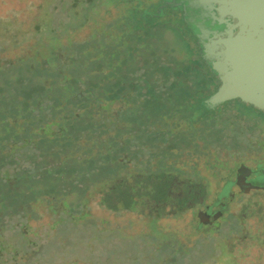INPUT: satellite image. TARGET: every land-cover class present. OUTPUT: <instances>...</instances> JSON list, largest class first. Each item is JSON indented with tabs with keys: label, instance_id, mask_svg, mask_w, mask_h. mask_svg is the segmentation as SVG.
<instances>
[{
	"label": "trees",
	"instance_id": "16d2710c",
	"mask_svg": "<svg viewBox=\"0 0 264 264\" xmlns=\"http://www.w3.org/2000/svg\"><path fill=\"white\" fill-rule=\"evenodd\" d=\"M134 1L67 0L61 23L51 21L46 34L40 32L42 20L38 16L33 19L30 29L34 51L9 61V96L0 98L1 121L9 108L7 133L0 134L3 149L9 144V153L0 156V210L9 207L13 233L26 223L25 218L37 217L39 207L60 213L57 228L61 240L50 242L55 254L46 260L75 257L86 264L105 261L107 252L111 264H126V257L132 263L144 264L141 259L151 252L149 246L154 248L151 254H159L147 220L156 228L161 216L176 218L190 211V234L197 235L200 241L188 238L192 244L183 255H188L187 264H210L223 251L218 243L226 251L230 249L217 235L206 234L207 226L222 227L223 219H217L228 211L233 195L244 191L232 193V183L238 175H231L228 191L207 203L205 184L198 178L201 172L192 165L185 173L178 162L185 145L195 150L198 140L207 150L209 145L217 152L231 148L228 130L221 137L217 133L220 125L215 124L219 118L215 106H205V99L213 91L210 87L215 90L219 80L196 42L164 19L168 11L183 23L179 9L160 7L163 0L155 5L149 1L138 8L133 6ZM110 6L116 9L114 14ZM125 8L130 13L126 18L122 14ZM85 27L91 29L80 36ZM126 29L135 34L145 29L146 35L143 38L133 34L136 42L132 47L126 42L129 34L123 36ZM172 33L174 36L169 37ZM156 38L169 49L167 60L161 61ZM24 59L26 64L18 69L15 65L20 66ZM107 115L120 120H107ZM175 146L178 152H172ZM141 150L149 152L142 161L137 158ZM214 163L205 162L208 168H218ZM109 166L111 174L106 176L104 171ZM235 167L236 172L249 169L243 162ZM192 175L198 177L194 179ZM220 199L224 204L215 217L200 221L199 216L211 212ZM93 200L117 213L147 215V232L121 237L119 226H102L98 216H86ZM201 205L203 209L199 210ZM240 215L239 211L237 222ZM234 229L219 230L224 239ZM167 233L174 235L170 230ZM116 237L118 241L113 240ZM138 237L146 239L139 241ZM131 240L135 243L130 247L122 246ZM77 242L91 259L69 250ZM115 246L121 247L124 260L121 256L117 261V253L112 251ZM160 246L170 249L167 254L174 251L167 243ZM194 249L198 252L192 255ZM95 250L100 254L95 255ZM138 250L140 255L135 256Z\"/></svg>",
	"mask_w": 264,
	"mask_h": 264
},
{
	"label": "rangeland",
	"instance_id": "374dc122",
	"mask_svg": "<svg viewBox=\"0 0 264 264\" xmlns=\"http://www.w3.org/2000/svg\"><path fill=\"white\" fill-rule=\"evenodd\" d=\"M149 1L152 2L153 5L158 3V0H135L133 2V6L143 8V6L146 5ZM66 4L67 0H0V98L5 96L3 98L7 99V96H9V61L16 59V57L27 56L34 51L35 40L33 37H31L32 33L30 29V25L33 22V19L38 16V18L42 20V29L40 32L46 34V26L51 21H62V14H64L62 11L65 10ZM110 7L111 13L114 14L116 9L113 6ZM122 11V14L125 15L124 18L128 16L127 14L130 15L127 8L123 9ZM190 12L188 18L183 21V23L180 21L178 16L170 12L168 13V11L164 19L170 21L169 23L172 24V26L177 29L182 35H185V37H189V39L191 38V41L196 42L197 39L194 36L191 28H193V25L196 24L198 17L195 14V11ZM147 21L148 20H146V22ZM90 29L91 27L83 28L81 30L80 36L88 33ZM109 32L111 33L113 31L110 30ZM137 33L138 34H135L130 29H126L123 31V36L129 34V41L126 39L125 40L126 42H129V45L132 47L133 43L136 42L135 39H132L134 36L133 34H135V36L137 37L143 38L146 35L145 29H141L137 31ZM104 35L105 34L102 33L103 39L105 38ZM173 36V33L169 35V37ZM155 41L159 48L158 51H160L161 53V61L167 60L166 57L170 53L169 49L167 48V46H161L160 39L156 38ZM169 43L170 42L168 41V47L170 45ZM171 44L172 47H174L176 42L173 40ZM100 55L101 54H99V56ZM32 58L34 57L32 56ZM30 61L32 62L34 61V59H30ZM26 62L27 59H24L20 66H15L19 67L18 69H20V67H23ZM102 65V69L106 70L107 67H105L104 64ZM12 71L13 70L11 69L10 72ZM218 85L219 83H217L216 88L218 87ZM110 87L115 86L109 85V88ZM212 88L210 87L211 91L213 90L212 92H214L216 88L215 90L214 88ZM161 90H163V87H161ZM215 108L216 109L214 110L217 111L219 117L216 119L215 124L220 125L217 133L219 134V137H221L224 130H228V143L231 148H221L217 152L213 150V148L209 145V150H207L203 141L198 140V146L194 147L195 150L191 151L189 150V147L185 145V147L182 149V153L180 154L181 156L179 157L180 159L178 162V166L186 171L185 173L190 170L189 166L192 165H196L197 169L201 172L202 176L198 177L192 175V177H195L194 179L198 177L204 182V193L207 203H211L216 195L225 194L228 191L227 183L229 177L232 175L233 178L234 176L241 173V171H235L236 168H238L235 167V165L240 162H243L247 167H249L251 174L250 182L254 184L264 185V111L259 110L251 104L245 103L237 98L224 101L216 105ZM2 116H4V119L3 121L0 120V134L5 132L7 133V127L9 125V108H7L5 114ZM110 118L111 120H120V118H112L111 116L109 117L107 115V120H110ZM189 127L190 126L188 125L186 131H188ZM158 131H160V129H158ZM251 144L252 146H250ZM199 146H201V149L199 148ZM1 147L2 146L0 144V156L9 153V144H7L4 149L3 147ZM178 149L179 148L175 146L171 150L172 152H178ZM196 150L199 152H197ZM148 156L149 152L147 150H141L137 152V158H139L141 161L146 159ZM206 160L215 162L214 167L218 168H208L205 164ZM108 163H111V161ZM111 168L112 167L109 166L107 167L106 171H104L106 176H109L111 174ZM232 189H235V185H232ZM233 196L234 198H232V200L230 201L231 203L229 205L228 211L217 219V221L223 219V221H221L222 227L218 228L219 226H215L214 224L209 225L207 226L209 231L205 232L209 235H217L216 237L218 238V240H222L230 250L226 251V249L222 248V246L218 243V247L223 251L221 252V254H219V256H217L215 261L211 260L209 261V263L264 264V190L252 188L247 191L237 193ZM95 203V200L91 201L90 211L97 216L104 217L107 220V225L109 227L112 228L116 225L119 226L120 234L136 236V234L143 233L144 231L147 232V228L148 231L151 230L150 235L152 238H154L153 242L157 246V252L159 254L156 255V252L151 254L154 248L152 246L150 248V246L148 245L150 241L148 240L146 245L149 246L148 248L151 252L149 253V255H147V257L145 256V253L143 258L141 259V262L144 264H153L151 263V256L153 259H156V263L154 262V264H187L188 255H185L184 257L183 254L186 253L185 248L190 247L192 244L191 242H189L188 238H191L196 242L197 240L200 241V238H197V235L190 234L192 231L190 228V211H186L181 215V217L176 218L161 216L157 221L156 228L154 227L153 222L147 220L148 222L146 228L145 221L147 219V215H142L140 212L134 211L117 213L115 211L102 208ZM198 209L202 210V205L199 206ZM239 211L242 212V215H240V222H237L236 216ZM38 212L41 216L39 215V217H33L29 220V224L33 228L31 229L32 231H30L29 234L33 235V231L35 230L36 236L33 237V239H35L38 244H41L44 240V227H42V225H44L45 222L49 219L50 214L42 207L38 208ZM225 218L226 220H224ZM129 220L131 222L128 225ZM230 227L231 229L235 227L234 232L231 233V236L223 239L224 236L222 235L223 233H220V230L223 229L222 231H227ZM112 230L113 229H111V231ZM168 230L173 231L174 235H169L167 233ZM8 233L9 213L6 210L3 213H0V238H5ZM188 235L190 237H188ZM176 237L182 245L176 241ZM143 238L145 237H138L137 240L141 241V239ZM7 239L9 241V234ZM113 240L118 241V237L114 238ZM208 241V243L210 244L212 241L211 237ZM133 243H135L134 240L125 241L123 242L122 246L125 245V248L130 247ZM161 243H167V246L169 247L170 245L171 249L173 247L174 251H171L169 252V254H167V251H170V249L168 248L166 251V248L160 246ZM80 244L79 242H77V244H74L69 250L75 252L77 255L84 256L86 259H91V256H88L87 253H83L82 249L84 247H82ZM3 245L6 246V243L4 242ZM143 245L144 244H142L141 248L142 251H144ZM140 247L141 245L137 246V249ZM193 248L194 247H192V249ZM120 249V246H115L112 250L113 252L117 253V261L121 260L122 249L121 252ZM44 250L47 251L41 255L42 259H44V255L47 258L55 254L52 246L50 245H45ZM163 250L164 252L162 253ZM135 252V256L140 255V250ZM197 252L198 251L194 249L192 255H195ZM94 253L95 255L100 254L97 250H95ZM178 254L179 256H181V258L177 256ZM105 255V261L100 260V262H98L99 264H111V262L108 261L109 256L111 255L108 254V252ZM167 255L168 259L166 260ZM149 257L150 261L148 260ZM63 259L64 258L62 257H56L49 262H51V264H66L65 262L67 260H74L75 257H66V261ZM177 259L179 260L177 261ZM5 260L6 257H0V262H2V264H9V262ZM126 260L127 262H129V264H139L136 262L132 263L131 259H129L128 257H126ZM76 261V264H86L85 262H83V259H77Z\"/></svg>",
	"mask_w": 264,
	"mask_h": 264
},
{
	"label": "water",
	"instance_id": "95a60500",
	"mask_svg": "<svg viewBox=\"0 0 264 264\" xmlns=\"http://www.w3.org/2000/svg\"><path fill=\"white\" fill-rule=\"evenodd\" d=\"M160 7L179 9L183 21L190 11L198 17L191 29L202 58L219 80L205 106L237 98L264 111V0H163ZM250 175V170L242 171L232 193L264 190L263 184L250 182ZM223 204L220 199L200 221L215 217Z\"/></svg>",
	"mask_w": 264,
	"mask_h": 264
},
{
	"label": "flooded vegetation",
	"instance_id": "af4514ba",
	"mask_svg": "<svg viewBox=\"0 0 264 264\" xmlns=\"http://www.w3.org/2000/svg\"><path fill=\"white\" fill-rule=\"evenodd\" d=\"M248 170L249 169H245L243 171H248ZM8 203L9 202H7V204ZM6 210L9 213V207L6 208L5 211ZM144 210L148 212V209H144ZM3 212H4L3 210H0V213H3ZM48 212L50 214V217L45 222V224L42 225V227H44L43 229L44 240L41 244H38L37 241L33 239V237L36 236L35 230L33 231V235L29 234V232L32 231L31 229H33L29 224V220L32 219L33 217L32 218L29 217V219L25 218L24 220H26V223L23 222L21 224V226L18 228L17 233H13L12 229H10V227H12V225L10 224L12 221L9 220V233H8L9 241L7 239L8 234L5 238H0V257H6L5 261L9 262V264H41V263L51 264V262H49L50 260H46L45 255H44V259L41 258V255L44 254V246L47 245V243H49L50 245V242L52 241L53 243H59V241L61 240V236L59 234V228H57L58 225L61 223V218H59L60 213L57 214V213H52L50 211ZM90 214L92 216L95 215L89 210V214L86 216H90ZM98 217L100 218V222L102 226L108 227L107 220L104 217H101V216H98ZM17 224L19 223L17 222ZM123 236L124 234H122L121 237ZM4 242L6 243V246L3 245ZM89 248L91 249V247ZM52 249H53V246H52ZM65 263L66 264H76L77 261L75 259L70 260V261L67 260ZM0 264H2V262H0Z\"/></svg>",
	"mask_w": 264,
	"mask_h": 264
}]
</instances>
